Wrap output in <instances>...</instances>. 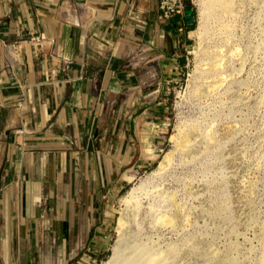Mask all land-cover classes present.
Segmentation results:
<instances>
[{
  "label": "crops",
  "instance_id": "0c3cea01",
  "mask_svg": "<svg viewBox=\"0 0 264 264\" xmlns=\"http://www.w3.org/2000/svg\"><path fill=\"white\" fill-rule=\"evenodd\" d=\"M184 11L175 0H0V240H28L21 264H53L41 243L59 193L68 255V225L105 223L108 201L152 164L138 146L166 134L192 43Z\"/></svg>",
  "mask_w": 264,
  "mask_h": 264
},
{
  "label": "rangeland",
  "instance_id": "374dc122",
  "mask_svg": "<svg viewBox=\"0 0 264 264\" xmlns=\"http://www.w3.org/2000/svg\"><path fill=\"white\" fill-rule=\"evenodd\" d=\"M190 4L197 27L169 89L166 134L138 146L152 164L108 201L105 223L68 225V255L59 193L53 240L41 243L53 264H264V0ZM5 243L13 256L0 264H21L28 240Z\"/></svg>",
  "mask_w": 264,
  "mask_h": 264
},
{
  "label": "water",
  "instance_id": "95a60500",
  "mask_svg": "<svg viewBox=\"0 0 264 264\" xmlns=\"http://www.w3.org/2000/svg\"><path fill=\"white\" fill-rule=\"evenodd\" d=\"M185 22L188 27H192L196 24V20L194 18V10H186L184 11Z\"/></svg>",
  "mask_w": 264,
  "mask_h": 264
},
{
  "label": "trees",
  "instance_id": "16d2710c",
  "mask_svg": "<svg viewBox=\"0 0 264 264\" xmlns=\"http://www.w3.org/2000/svg\"><path fill=\"white\" fill-rule=\"evenodd\" d=\"M184 9H185V11L186 10H193V6H191L190 0H184ZM195 16H196V13L194 12V18H195ZM196 27H197V23L194 26L189 27L187 29L189 32L194 33L196 30ZM182 66H184V63Z\"/></svg>",
  "mask_w": 264,
  "mask_h": 264
},
{
  "label": "built area",
  "instance_id": "2783aa9c",
  "mask_svg": "<svg viewBox=\"0 0 264 264\" xmlns=\"http://www.w3.org/2000/svg\"><path fill=\"white\" fill-rule=\"evenodd\" d=\"M172 1V0H171ZM174 1V0H173ZM175 3H177V5H178V9H181L182 8V2L180 1V0H175ZM167 5H168V3L166 2V3H164V8H168L167 7Z\"/></svg>",
  "mask_w": 264,
  "mask_h": 264
},
{
  "label": "bare ground",
  "instance_id": "6f19581e",
  "mask_svg": "<svg viewBox=\"0 0 264 264\" xmlns=\"http://www.w3.org/2000/svg\"><path fill=\"white\" fill-rule=\"evenodd\" d=\"M167 160H169V158H167ZM111 262H112V261H111ZM111 262H110V263H107V264H113V262H112V263H111Z\"/></svg>",
  "mask_w": 264,
  "mask_h": 264
}]
</instances>
